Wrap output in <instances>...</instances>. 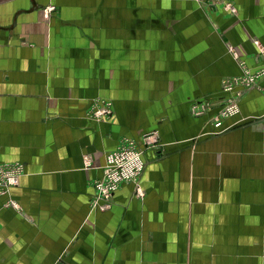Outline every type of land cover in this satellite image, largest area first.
I'll return each instance as SVG.
<instances>
[{
  "label": "crops",
  "instance_id": "1",
  "mask_svg": "<svg viewBox=\"0 0 264 264\" xmlns=\"http://www.w3.org/2000/svg\"><path fill=\"white\" fill-rule=\"evenodd\" d=\"M262 49L264 0H0V165L25 170L0 264H264V94L224 90ZM152 130L142 194L95 209L106 156Z\"/></svg>",
  "mask_w": 264,
  "mask_h": 264
},
{
  "label": "built area",
  "instance_id": "2",
  "mask_svg": "<svg viewBox=\"0 0 264 264\" xmlns=\"http://www.w3.org/2000/svg\"><path fill=\"white\" fill-rule=\"evenodd\" d=\"M53 10L54 8L51 7L46 12L49 13ZM261 53L264 54V49L261 50ZM242 67L245 66L242 65ZM245 69L242 76L227 80L224 90L232 92L236 86L247 88L256 86L264 94V67L255 72ZM240 95L239 92L237 96L239 97ZM112 106L111 102H104L102 108L95 112L96 117H110L112 115ZM209 107V104L201 103L194 107V113L196 116L204 115ZM238 112L239 106L237 100L229 99L216 114L214 128H221L226 119L231 118ZM159 137V132L154 131L153 133L143 135L140 141L124 138L116 150L107 155L106 163L102 168V177L94 182L96 196L93 206L95 209L100 207L102 210H108L111 208L112 197L123 184H134L137 195L142 194L140 180L145 171L146 154L150 150H160ZM23 174L24 167L22 164L0 165V193H6L11 188L17 186L19 178ZM10 205L13 206L14 204L10 203Z\"/></svg>",
  "mask_w": 264,
  "mask_h": 264
},
{
  "label": "rangeland",
  "instance_id": "3",
  "mask_svg": "<svg viewBox=\"0 0 264 264\" xmlns=\"http://www.w3.org/2000/svg\"><path fill=\"white\" fill-rule=\"evenodd\" d=\"M104 102H106V101H103V100H100V99H98V100H95L94 102H93V106L91 107V109H90V111H89V116L91 117V118H93V119H96V120H98V121H104V120H107V118H104V117H96V115H95V112L97 111V110H99V109H101L102 108V106H103V103ZM113 105V104H112ZM112 110H113V106H112ZM157 131V130H156ZM154 131L152 130V131H148V132H146L145 134H150V133H153ZM157 132H159V131H157ZM145 134H143V135H145ZM143 135L142 136H140L139 138H137V141H140L141 139H142V137H143ZM159 136H160V133H159ZM125 138H129V139H133V138H131V137H125ZM124 139V138H123ZM122 139V140H123ZM121 140V141H122ZM136 140V139H135ZM120 141V142H121ZM161 140H160V137H159V142H160ZM107 157V156H106ZM88 160V159H87ZM15 165H20V163H17V164H15ZM25 171V170H24ZM19 182V181H18Z\"/></svg>",
  "mask_w": 264,
  "mask_h": 264
},
{
  "label": "water",
  "instance_id": "4",
  "mask_svg": "<svg viewBox=\"0 0 264 264\" xmlns=\"http://www.w3.org/2000/svg\"><path fill=\"white\" fill-rule=\"evenodd\" d=\"M215 131H216V129H215ZM207 134H209V132ZM158 153L160 154L161 152L159 151Z\"/></svg>",
  "mask_w": 264,
  "mask_h": 264
},
{
  "label": "bare ground",
  "instance_id": "5",
  "mask_svg": "<svg viewBox=\"0 0 264 264\" xmlns=\"http://www.w3.org/2000/svg\"><path fill=\"white\" fill-rule=\"evenodd\" d=\"M156 149V148H155ZM154 151V150H153ZM156 151V150H155Z\"/></svg>",
  "mask_w": 264,
  "mask_h": 264
}]
</instances>
